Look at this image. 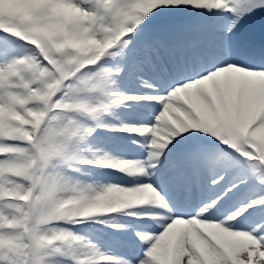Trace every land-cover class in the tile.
I'll return each mask as SVG.
<instances>
[{
	"label": "snow or ice",
	"instance_id": "1",
	"mask_svg": "<svg viewBox=\"0 0 264 264\" xmlns=\"http://www.w3.org/2000/svg\"><path fill=\"white\" fill-rule=\"evenodd\" d=\"M0 264H264V0H0Z\"/></svg>",
	"mask_w": 264,
	"mask_h": 264
},
{
	"label": "bare ground",
	"instance_id": "2",
	"mask_svg": "<svg viewBox=\"0 0 264 264\" xmlns=\"http://www.w3.org/2000/svg\"><path fill=\"white\" fill-rule=\"evenodd\" d=\"M68 176L71 179L80 178L79 173L76 172H70L68 173ZM112 182H117V181L114 179ZM104 219L109 220L112 224L128 225L130 223L129 218L124 217L122 213L108 214L107 216L104 217ZM66 227H69L74 234L82 236L86 241L95 244L101 252H104L106 254L118 256L127 251L133 250L132 242L128 243L129 245L126 246V250L124 252H120L117 249H115V246L107 237L99 236L98 234L94 233L93 228L98 227V225L86 226L85 224H78L74 226L67 225ZM121 245L124 246V244L122 243Z\"/></svg>",
	"mask_w": 264,
	"mask_h": 264
},
{
	"label": "rangeland",
	"instance_id": "3",
	"mask_svg": "<svg viewBox=\"0 0 264 264\" xmlns=\"http://www.w3.org/2000/svg\"><path fill=\"white\" fill-rule=\"evenodd\" d=\"M115 249H117L120 252H124L126 250V246L118 247V248H115Z\"/></svg>",
	"mask_w": 264,
	"mask_h": 264
}]
</instances>
